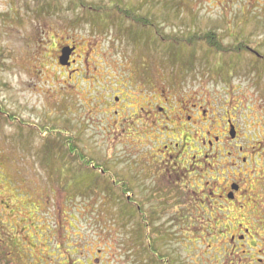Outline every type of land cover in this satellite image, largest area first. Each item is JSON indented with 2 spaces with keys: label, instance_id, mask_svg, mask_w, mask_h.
<instances>
[{
  "label": "rangeland",
  "instance_id": "1",
  "mask_svg": "<svg viewBox=\"0 0 264 264\" xmlns=\"http://www.w3.org/2000/svg\"><path fill=\"white\" fill-rule=\"evenodd\" d=\"M81 1L120 6L153 22V30L120 16L81 18L84 11L72 9L75 0H55L44 10L38 0H0V108L34 126L0 116V263L54 255L69 240L77 250L91 244L88 255L105 249V262L116 254L117 260L127 257L119 260L124 264H151L133 260L145 255L135 219L111 193L110 181L86 166L107 172L122 165L131 175L137 168L128 162L153 154L136 145L142 131L113 126L121 106L105 101L110 94L130 103L140 100L142 84L144 91L182 93L206 104L210 114L228 110L227 118L238 120L255 173L246 177L244 196L237 197L222 232L225 224L247 215L252 219L246 224L263 244L264 144L258 147L264 143V0ZM66 47L81 56L71 55L72 72L60 64ZM105 103L115 105L109 108L111 119ZM131 112L122 117H132ZM241 206L246 210L239 211ZM13 232L21 235L25 250L16 253ZM153 232V264L158 256L169 264H218L219 246L196 241L194 226L183 246L178 240L185 232Z\"/></svg>",
  "mask_w": 264,
  "mask_h": 264
},
{
  "label": "flooded vegetation",
  "instance_id": "2",
  "mask_svg": "<svg viewBox=\"0 0 264 264\" xmlns=\"http://www.w3.org/2000/svg\"><path fill=\"white\" fill-rule=\"evenodd\" d=\"M227 1L231 4L234 0ZM77 55L75 50L73 56ZM78 57L81 58L79 55ZM75 62L76 59L71 57L68 67L71 72ZM145 86H140L143 97L133 103L113 94L106 97L105 101L113 100L114 104L121 106L114 111L116 117L132 111V117L121 116L120 120L114 121L113 126L125 129L127 127L129 133L134 134L142 131L135 139L136 145L142 149H153V154L128 162L130 166L137 168L135 174L131 173L134 183L130 179V172L122 165L106 170L107 172L99 168L102 175L105 174L106 180L112 184L111 193L123 201L125 211L129 209L132 219H135L134 228L138 233L136 236L145 255L134 256L133 260L139 259L138 262L153 264V231L185 232L184 239L178 240L179 245L183 246L187 241L186 232L194 226L199 232L196 241L207 240L219 246L216 253L218 264H264V242L259 243L261 241L257 239L258 232L252 231L251 224H246L247 220L252 219L250 216L243 215L240 221L235 219L236 224H225V232H222L223 220L229 221L231 211L236 210L234 206L238 203L237 197L244 196L243 185L247 184L246 177L255 173L252 159L251 162L248 161L247 154L244 153L246 147L240 142L241 129L238 120L227 118L228 110L226 113L210 114L206 104L202 105L188 95L180 93L176 96L171 91H163L159 95L153 89L144 91ZM114 104H102L110 111L106 115L110 119V109L115 107ZM263 144L261 142L258 148L262 149ZM250 149L253 150L252 147ZM249 155H253V151ZM95 167L98 168L96 165ZM111 174L116 176L113 178ZM158 183L161 188L157 187ZM239 208V211L246 210L243 206ZM160 211L165 214L162 215ZM18 216L20 220L21 215ZM234 227L237 231H233ZM12 234L15 238L11 236V239L17 246L16 253L25 250L21 235H16L15 232ZM225 237L226 241L223 240ZM52 239L46 242L50 245ZM7 242L12 244L10 240ZM90 246L91 244L85 242L83 248L77 250V246L70 244L68 240L63 249L58 245L57 254H41L38 259L31 256L33 259L26 260L27 262H24L27 257L23 260L22 256H18L4 263L124 264L127 259L121 255L119 260L121 258L123 262H120L115 254L105 262L106 250L98 248L92 255H88L87 248ZM158 258V264L170 263L169 260L166 262L163 258Z\"/></svg>",
  "mask_w": 264,
  "mask_h": 264
},
{
  "label": "trees",
  "instance_id": "3",
  "mask_svg": "<svg viewBox=\"0 0 264 264\" xmlns=\"http://www.w3.org/2000/svg\"><path fill=\"white\" fill-rule=\"evenodd\" d=\"M52 1H55V0H51V1L38 0L39 8H42V10L46 8L47 9L50 8ZM61 8H62V5H61ZM74 8L84 11V14L80 15L81 18H83L84 16H86L85 14H87L92 20L93 18H95V21H97L96 18L109 17L112 19L115 16H120L122 19L124 18V20H129V21L131 20L133 25H136L138 27H142L145 29L153 30V22H147L148 20L144 22L141 20V18H138L136 15H134L132 12L128 10H124V9H123L124 11L120 10L121 8L120 6H114L110 8H105L104 6L97 7L95 5H87L81 0H75V2L72 3V9ZM52 9L57 10L55 7V4L52 5ZM209 39L210 38L208 37V40H207L208 42H209ZM210 44L215 45L217 48H219L218 44H216L215 42H210ZM0 116L2 118H7V119L10 118L12 121H18V123H20L22 127L27 126L26 123H22L21 119L17 120L15 117L10 116V114L3 112V109L1 108H0Z\"/></svg>",
  "mask_w": 264,
  "mask_h": 264
},
{
  "label": "water",
  "instance_id": "4",
  "mask_svg": "<svg viewBox=\"0 0 264 264\" xmlns=\"http://www.w3.org/2000/svg\"><path fill=\"white\" fill-rule=\"evenodd\" d=\"M74 49L66 47L62 50V56L60 57V64L63 66L68 65L71 55L73 54Z\"/></svg>",
  "mask_w": 264,
  "mask_h": 264
}]
</instances>
